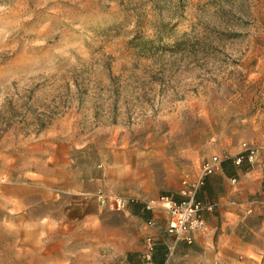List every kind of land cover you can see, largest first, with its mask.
Masks as SVG:
<instances>
[{
	"label": "rangeland",
	"instance_id": "374dc122",
	"mask_svg": "<svg viewBox=\"0 0 264 264\" xmlns=\"http://www.w3.org/2000/svg\"><path fill=\"white\" fill-rule=\"evenodd\" d=\"M261 130L264 0H0V264H264L258 218L219 262L115 203H217L203 161Z\"/></svg>",
	"mask_w": 264,
	"mask_h": 264
},
{
	"label": "crops",
	"instance_id": "0c3cea01",
	"mask_svg": "<svg viewBox=\"0 0 264 264\" xmlns=\"http://www.w3.org/2000/svg\"><path fill=\"white\" fill-rule=\"evenodd\" d=\"M229 138L223 136L226 147H221L219 155L214 154L220 157L219 169L207 176L203 185L204 198L216 197L217 208L213 212L203 213L205 230L196 232L193 244L187 248L189 253L200 258L219 262L230 259L238 249L235 242L237 226L242 227L249 218H258L264 224V131H256L248 138L251 144L258 147L255 165L246 159L239 165L233 163L232 158L242 151V147L238 143L230 146ZM158 196L145 198L154 199ZM161 216L165 222L164 214L161 213ZM148 232L156 234L154 230ZM184 244L174 242L173 245L179 247Z\"/></svg>",
	"mask_w": 264,
	"mask_h": 264
},
{
	"label": "built area",
	"instance_id": "2783aa9c",
	"mask_svg": "<svg viewBox=\"0 0 264 264\" xmlns=\"http://www.w3.org/2000/svg\"><path fill=\"white\" fill-rule=\"evenodd\" d=\"M242 151L232 158L234 164L239 165L244 158L248 162L256 159L258 148L243 142ZM220 157L213 155L209 160L202 164V175L206 177L215 173L220 167ZM235 182V178L232 179ZM186 181H183V185ZM181 194L185 196L181 200H176L170 195H160L154 199H139L136 197L116 199L118 208L128 209L129 205H139L142 211H148L150 217L146 224L152 227L155 224V213L164 214L166 234L177 239L191 243L196 232L205 230L204 211L212 210L217 204L212 202H203L194 198V189L187 188L186 185L181 189ZM145 242L148 249V257L153 249L152 236L147 234Z\"/></svg>",
	"mask_w": 264,
	"mask_h": 264
},
{
	"label": "trees",
	"instance_id": "16d2710c",
	"mask_svg": "<svg viewBox=\"0 0 264 264\" xmlns=\"http://www.w3.org/2000/svg\"><path fill=\"white\" fill-rule=\"evenodd\" d=\"M128 209L136 215H141V217L145 218L146 220L150 217V213L148 211H142L139 205L131 204L129 205Z\"/></svg>",
	"mask_w": 264,
	"mask_h": 264
}]
</instances>
